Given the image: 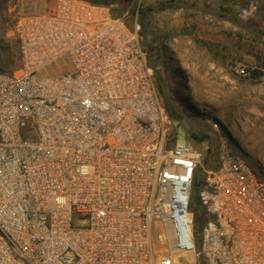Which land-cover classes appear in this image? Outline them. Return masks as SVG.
Here are the masks:
<instances>
[{
  "label": "built area",
  "instance_id": "obj_1",
  "mask_svg": "<svg viewBox=\"0 0 264 264\" xmlns=\"http://www.w3.org/2000/svg\"><path fill=\"white\" fill-rule=\"evenodd\" d=\"M0 70V264H264V177L218 136L177 141L140 25L51 0L11 27ZM245 73V69H241Z\"/></svg>",
  "mask_w": 264,
  "mask_h": 264
},
{
  "label": "rangeland",
  "instance_id": "obj_2",
  "mask_svg": "<svg viewBox=\"0 0 264 264\" xmlns=\"http://www.w3.org/2000/svg\"><path fill=\"white\" fill-rule=\"evenodd\" d=\"M50 1L0 0V69L20 67L16 17ZM107 7L129 26L144 22L156 78L181 119L177 141L203 151L208 141L192 139V125L216 133V122L264 177V0H111Z\"/></svg>",
  "mask_w": 264,
  "mask_h": 264
},
{
  "label": "trees",
  "instance_id": "obj_3",
  "mask_svg": "<svg viewBox=\"0 0 264 264\" xmlns=\"http://www.w3.org/2000/svg\"><path fill=\"white\" fill-rule=\"evenodd\" d=\"M89 1H91L93 3H97V4H103L106 6L109 3H111V0H89ZM137 13H139V11H137ZM141 24H142V26H144L143 21H141ZM141 24L139 22L140 26H141ZM140 33H141V36L143 37V31H142L141 27H140ZM143 44L146 47V49L149 51L150 63L155 69V65H154V63L152 61V57H151V49H149V46H147L144 42H143ZM0 70H5V69H0ZM261 73H262L261 71L257 70L255 74L260 75ZM155 76H156V72H155ZM156 84H157L158 92L163 97L164 102L166 104V108H167L172 120L176 123V125L174 126L172 134H173L174 138H177L178 129L180 128L178 126H179L181 119H179L173 115V112H177V110L174 108L172 101L170 100L168 95L165 93L164 86L161 82V79L156 78ZM189 135L191 136L192 139H194L198 142L208 141V145L202 151V153H203L202 166L199 167V169L197 170L196 175H195L196 195L194 196V198L192 200V204H191L192 209H194L196 211L197 222L202 223V221L205 219V213H204L205 211L200 204L198 192H199L200 187L203 185V182L205 180V170L211 169V168H216L218 165V162H219V159H218V153H219L218 136L216 133L210 132L209 130H205L201 127H198L195 124L192 125V130L189 133Z\"/></svg>",
  "mask_w": 264,
  "mask_h": 264
}]
</instances>
